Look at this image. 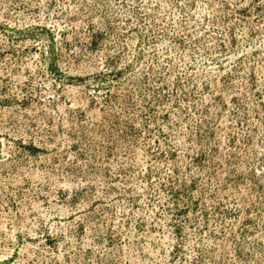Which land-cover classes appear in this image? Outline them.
<instances>
[{
	"label": "rangeland",
	"instance_id": "obj_1",
	"mask_svg": "<svg viewBox=\"0 0 264 264\" xmlns=\"http://www.w3.org/2000/svg\"><path fill=\"white\" fill-rule=\"evenodd\" d=\"M0 264H264V0H0Z\"/></svg>",
	"mask_w": 264,
	"mask_h": 264
}]
</instances>
